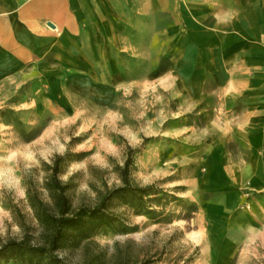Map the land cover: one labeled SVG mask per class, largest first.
Here are the masks:
<instances>
[{
	"label": "rangeland",
	"instance_id": "rangeland-1",
	"mask_svg": "<svg viewBox=\"0 0 264 264\" xmlns=\"http://www.w3.org/2000/svg\"><path fill=\"white\" fill-rule=\"evenodd\" d=\"M174 22L170 13L157 20L161 28ZM139 40V52L126 44L127 50L111 52L107 65L77 67L70 81L62 78L57 98L47 96L46 80L31 74L0 84V246L26 234L44 244L47 231L31 198L51 207L46 184L57 155L63 157L57 178L70 185L72 205L94 206L106 188L121 186L117 168L131 148L137 150L133 183L153 185L157 194L138 211L116 203L119 222L78 247L59 249V258L66 264H264V200L239 185L234 189L244 199L226 212L224 226L206 217L220 213L218 194L198 188L195 175L205 174L212 147L182 140L204 122L194 100L165 77L178 50L175 39L143 34ZM225 149L237 165H247L245 140ZM218 235L224 240H215Z\"/></svg>",
	"mask_w": 264,
	"mask_h": 264
},
{
	"label": "crops",
	"instance_id": "crops-1",
	"mask_svg": "<svg viewBox=\"0 0 264 264\" xmlns=\"http://www.w3.org/2000/svg\"><path fill=\"white\" fill-rule=\"evenodd\" d=\"M165 13L176 22L161 28ZM143 34L175 39L165 77L203 116V127L182 140L212 147L195 181L218 194L220 213L206 217L222 227L226 212L244 199L234 188L264 200V0H0V84L31 74L46 80L48 97H60L63 77L70 81L93 61L107 65L126 44L139 52ZM234 100L245 106L237 111ZM237 140L249 147L243 167L225 149Z\"/></svg>",
	"mask_w": 264,
	"mask_h": 264
},
{
	"label": "trees",
	"instance_id": "trees-1",
	"mask_svg": "<svg viewBox=\"0 0 264 264\" xmlns=\"http://www.w3.org/2000/svg\"><path fill=\"white\" fill-rule=\"evenodd\" d=\"M136 151L129 148L124 165L117 168L121 186L106 188L94 206L81 204L78 207L72 205L66 194L70 185L61 183L57 178L59 165L63 161V157L57 155L50 168V180L46 184L53 198L51 207L46 208L37 196L31 198L39 207L37 216L47 231L44 244L32 243L28 234L19 240H8L0 246V261L11 264H66L55 252L61 248L78 247L99 229L119 222L118 213L114 210L116 203L140 210L149 202L148 197L157 193L153 185L133 183L130 175L134 166L132 155ZM150 263L148 260L141 264Z\"/></svg>",
	"mask_w": 264,
	"mask_h": 264
},
{
	"label": "water",
	"instance_id": "water-1",
	"mask_svg": "<svg viewBox=\"0 0 264 264\" xmlns=\"http://www.w3.org/2000/svg\"><path fill=\"white\" fill-rule=\"evenodd\" d=\"M47 25H48L49 27L53 28V25H52V24H50V23H47Z\"/></svg>",
	"mask_w": 264,
	"mask_h": 264
}]
</instances>
